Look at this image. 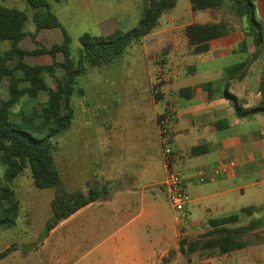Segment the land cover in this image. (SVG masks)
Masks as SVG:
<instances>
[{
  "label": "crops",
  "instance_id": "obj_1",
  "mask_svg": "<svg viewBox=\"0 0 264 264\" xmlns=\"http://www.w3.org/2000/svg\"><path fill=\"white\" fill-rule=\"evenodd\" d=\"M174 1V8L164 13L158 27L137 46L138 52L131 51L134 46L110 64L91 68L79 78L72 124L54 140V155H59L64 145V169L56 158L55 162L69 194L103 185L109 186L110 194L64 221L48 237H39L37 244H20V255L17 250L9 256L19 257L20 264H169L170 252L179 250L182 229H209L210 220L229 216L226 212L234 208L237 192L245 193L252 187L264 192V111L240 117L227 95L230 91L226 89L223 94L221 84L188 82L198 73L194 57L202 56L210 61L207 69L217 71L223 84L237 95L230 94L239 99L248 96L250 79L244 74L231 77L228 69L232 66L219 65L227 55L236 54L230 48L237 44L233 32L211 42L207 54L195 55L184 35L185 28L214 18L211 12L194 13L190 0L183 13L175 12ZM141 2L120 20L114 15L99 18L100 36L136 27L147 6L146 0ZM187 17L191 22L183 29L177 26L183 30L179 43L176 37H165L176 29L166 27L167 23L178 25ZM52 30H61L63 42L65 29ZM246 36L241 34L239 46L243 47ZM168 42L170 49L162 51L166 65L159 69L162 75H156L148 44ZM122 58L127 62L116 77L112 69ZM137 66L142 70L140 78L133 74ZM108 70L110 77L103 78ZM30 105L26 112L32 110L33 103ZM164 115L172 117L168 142L162 139L160 127ZM219 122H227V126L218 129ZM166 148L172 150V166L184 175V186L191 196L185 217L175 216L173 221L168 216L170 202L165 186ZM195 149L201 150L193 153ZM251 176L256 180L253 183L233 182ZM51 218L52 214L40 235Z\"/></svg>",
  "mask_w": 264,
  "mask_h": 264
},
{
  "label": "trees",
  "instance_id": "obj_2",
  "mask_svg": "<svg viewBox=\"0 0 264 264\" xmlns=\"http://www.w3.org/2000/svg\"><path fill=\"white\" fill-rule=\"evenodd\" d=\"M0 0V83L9 84V96L0 99V225L14 226L19 214L14 184L25 173H29L33 185L40 190L57 189L52 201V218L47 222L41 239L48 237L58 226L83 208L105 199L110 194L109 186L89 187L87 192L69 194L62 189V177L54 157V140L67 130L74 119L76 108L74 96L79 91V78L89 69L110 64L140 44L144 38L158 27L164 13L172 10L174 0H146L147 6L138 25L124 33L111 36H95L85 33L80 38L77 56L72 53L73 39L63 30L64 40L51 48L41 46L29 51L22 48V41L29 35L26 11L10 8ZM34 11L33 22L37 32L41 30L62 29V25L52 11L49 0H26ZM63 1V0H56ZM194 13L211 12L214 21L189 25L184 35L195 55L210 52V43L228 36L232 27L221 12L233 14L237 19H247L255 46L264 40L263 22L258 17L256 0H190ZM245 49V43L242 44ZM246 52V49H245ZM63 55V62L57 57ZM50 55L51 65H30L27 57ZM249 62L234 65L228 69L231 77L242 75ZM61 73V75H59ZM52 79L55 88H51ZM210 83L206 85L209 87ZM264 99V84L261 88ZM42 94H47L45 103H40ZM238 116L264 111V107L245 109L243 101L227 92ZM28 100L33 103L30 112L20 111V119H13L14 108L23 106ZM163 117V116H162ZM160 117V118H162ZM227 122L216 124L218 129ZM201 149L193 150L197 153ZM258 207H247L241 214L253 218L248 225L234 227L241 222V214L215 218L209 221V231L197 240L180 241L179 253L185 256L195 254L226 256L250 247L246 237L257 235L264 227V217L255 218ZM259 237V236H258ZM18 246H11L0 253V261L7 258ZM175 251H171L174 254ZM170 253V255H171Z\"/></svg>",
  "mask_w": 264,
  "mask_h": 264
},
{
  "label": "rangeland",
  "instance_id": "obj_3",
  "mask_svg": "<svg viewBox=\"0 0 264 264\" xmlns=\"http://www.w3.org/2000/svg\"><path fill=\"white\" fill-rule=\"evenodd\" d=\"M188 0H177L176 11L178 13H183L185 11V7ZM52 11L55 13L62 25V27L68 32V34L73 39L72 53L74 57L77 56V50L80 46V38L83 34L89 33L95 36H100L99 29L97 27V21L101 17H109L110 15L117 16L120 20L124 17V15L129 11L136 9L139 5L141 6V0H49ZM147 2V1H146ZM258 4V17L260 20H264V0H256ZM7 7L17 8L23 11H26L29 16V21L27 23V31L29 34H36V37H32L29 35L25 38L22 47L29 51H34L41 46L46 48H51L55 44H60L62 42V32L61 30H41L37 32V27L33 22V14L34 11L28 7L26 0H6L4 3ZM147 4V3H146ZM185 5V6H184ZM104 10V11H103ZM145 12V11H144ZM189 13V12H188ZM190 14V13H189ZM221 19H225L229 25L233 29V38L237 42L236 45L230 46L231 50L236 52V54H229L225 57L224 60L220 61L219 65L230 67L239 63H243L248 61L250 64L247 69L242 72L244 74L245 79H250V87L251 92H248V96L242 97L240 99L243 101V107L245 109L256 107H264V99L263 97H258L259 92L261 90V86L264 84V40L259 46H255L254 39L248 34L251 33V29L247 19L240 21L233 14L228 12H221L219 15ZM172 17V16H171ZM174 17V16H173ZM172 17V18H173ZM184 22L176 23L169 22L167 26L171 28H176L173 31L167 33L168 38L176 37L177 43H179V37L182 35L183 38V30L182 32L177 29V26H182L191 22V17L185 18ZM165 27V28H166ZM264 27V25H263ZM132 29V28H131ZM128 31V30H126ZM126 31H122L120 33H124ZM245 32L246 39L245 40V49H242L241 45L239 46V38L241 34ZM144 40V39H143ZM222 42H226L225 39H221ZM143 42V41H142ZM142 42L136 45L131 51L135 50L134 53L139 51V45H142ZM183 43V39H182ZM162 45V46H161ZM148 44V48L150 51L149 58L152 63V66L157 68V74L162 73L159 71L160 68H163L166 65V57L162 51L167 47L170 49L171 43H163V44ZM161 46V47H160ZM130 51V52H131ZM245 52V53H241ZM127 56V55H126ZM125 56V57H126ZM195 65L198 69V73L194 76H191L188 79L189 83H198V82H217L221 84L220 89L223 94H225L226 89L230 91L232 94H236L234 89H230L223 84L222 76L217 71H211L207 69L209 66V62L204 61L202 56H195ZM63 55H58V60L63 62ZM127 59L122 58L118 61L117 67L112 69V73L117 77V71H120V68L126 64ZM53 62V58L50 55L44 56H32L27 58V63L30 65H49ZM192 66L191 63L187 64ZM191 69V67H188ZM92 70V69H89ZM107 72V75L105 74ZM103 73V78L106 76L110 77L111 70L105 71ZM138 73V74H136ZM142 70L134 68L133 74H136L138 78L141 77ZM61 75V73H59ZM155 75V76H156ZM101 78V79H103ZM160 79V78H159ZM48 82L51 88H55L52 79H48ZM226 82V81H225ZM227 83V82H226ZM95 84V82H94ZM238 86L241 90L242 88V80L239 81ZM9 84L7 80H4L0 83V99L5 100L9 96ZM215 93V92H214ZM96 94V91H94ZM48 95L42 94L39 101L43 103L47 101ZM95 99V97L93 98ZM262 100V101H261ZM261 101V102H259ZM219 105L224 104V101H217ZM258 102V103H257ZM254 103H257V105ZM25 105L14 108L13 111V119H20V111L27 110L31 108V102L26 100ZM83 115H79L78 118L82 119ZM78 127V125H77ZM170 148V146H167ZM171 149V148H170ZM64 145L61 149V153L59 155H54L56 160L60 162L61 168L64 169L65 166V155H64ZM64 177V176H63ZM254 177H245L236 179L233 182L235 185H247L255 182ZM62 183V189L66 192L65 187ZM14 191L17 195V200L19 205L21 204L22 209H19V214L16 220V224L14 226H6L0 225V253L10 248L11 246H18L20 248V244H27L33 242L37 244L40 240L39 237H42L41 229L43 228V223L46 219L52 214L51 208H49L50 201L56 197L58 191L57 189H48V190H40L37 189L33 185V181L30 177L29 173H25L22 177L17 179L14 184ZM68 193V192H67ZM234 198V208L232 210H228L226 215L232 214H241V209L247 207H260L258 210V214L255 218H263L264 217V192L263 189L258 187H252L251 189H246L245 193L237 192ZM262 206V207H261ZM242 219L241 222L236 224L234 227L245 226L250 223L253 219L248 217L247 215L241 214ZM168 216L169 220L173 221L175 216H179L182 218L181 214H178L174 211L171 205L168 206ZM1 219V218H0ZM183 220V219H182ZM32 226V227H31ZM209 231L206 227L200 228H185L182 229V236L180 240H197L201 238L204 234ZM35 234V235H34ZM40 235V236H39ZM259 236V237H258ZM247 240L251 243L250 247L235 252L226 256H219L217 253L213 255L208 254H195L192 256L181 255L178 251H175L169 257V264H264V227L261 231L258 232L257 235H251L246 237ZM20 250V249H19ZM18 250V251H19ZM174 251V250H173ZM17 251H14L15 253ZM12 253V254H13ZM20 255V251L18 252ZM18 255V256H19ZM10 256V255H9ZM7 257L0 261V264H20L19 257L12 258ZM179 258V259H178ZM178 260V262H177Z\"/></svg>",
  "mask_w": 264,
  "mask_h": 264
},
{
  "label": "built area",
  "instance_id": "obj_4",
  "mask_svg": "<svg viewBox=\"0 0 264 264\" xmlns=\"http://www.w3.org/2000/svg\"><path fill=\"white\" fill-rule=\"evenodd\" d=\"M171 120L172 117L167 115L160 118L162 139L165 142L169 141ZM164 153L167 159V177L165 186L168 192V199L174 211L181 214L182 217H185L186 209L191 202V196L184 186V175L172 166V150L166 148Z\"/></svg>",
  "mask_w": 264,
  "mask_h": 264
}]
</instances>
